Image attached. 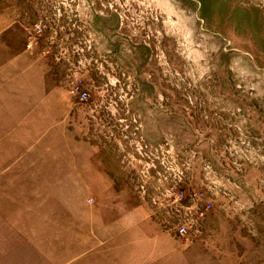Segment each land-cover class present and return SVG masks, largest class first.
<instances>
[{
  "label": "rangeland",
  "instance_id": "rangeland-1",
  "mask_svg": "<svg viewBox=\"0 0 264 264\" xmlns=\"http://www.w3.org/2000/svg\"><path fill=\"white\" fill-rule=\"evenodd\" d=\"M3 106L0 264H264V0H0Z\"/></svg>",
  "mask_w": 264,
  "mask_h": 264
},
{
  "label": "crops",
  "instance_id": "crops-1",
  "mask_svg": "<svg viewBox=\"0 0 264 264\" xmlns=\"http://www.w3.org/2000/svg\"><path fill=\"white\" fill-rule=\"evenodd\" d=\"M14 62H10L13 69L15 68V65H16V60H13ZM36 105H39L37 106L36 108H39V109H44V110H47V109H55V110H58V109H63L64 108V105L65 103L64 102H61V101H36L34 102ZM1 109L3 108H9L7 106H3V107H0ZM20 108V107H19ZM21 108H29V107H25V106H21ZM114 226V225H112ZM134 229H136V226L133 227ZM150 230V228L148 229ZM119 230H117L118 232ZM119 233V237L118 236H113L112 237V240H111V246H113L114 244H117L118 246H114V247H111L109 249V252L113 255H117L116 257L113 256V260H121V264H136L137 261H144V260H147V262H145L144 264H159V261L156 260V262L154 261L153 262V259H150L151 256H152V253L150 252V250H142L139 252V249H137V247H131V250H127L125 251L127 254L131 255V257L129 258V255L126 257V261L124 257V255H122V253L124 252V250H121L120 248V245L119 243H117V240H119L120 238V235L121 233H123L122 231L121 232H118ZM153 234L151 235H147L146 238H140V243L143 242V241H146L149 244V248L151 247H154L155 246V253H156V256L159 255V249H161L160 247V240L159 239H153ZM114 243V244H113ZM158 251V252H157ZM169 262H162L161 264H169Z\"/></svg>",
  "mask_w": 264,
  "mask_h": 264
},
{
  "label": "built area",
  "instance_id": "built-area-1",
  "mask_svg": "<svg viewBox=\"0 0 264 264\" xmlns=\"http://www.w3.org/2000/svg\"><path fill=\"white\" fill-rule=\"evenodd\" d=\"M180 231H181V233H183V231H185V229L184 228H180Z\"/></svg>",
  "mask_w": 264,
  "mask_h": 264
}]
</instances>
